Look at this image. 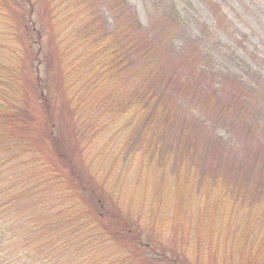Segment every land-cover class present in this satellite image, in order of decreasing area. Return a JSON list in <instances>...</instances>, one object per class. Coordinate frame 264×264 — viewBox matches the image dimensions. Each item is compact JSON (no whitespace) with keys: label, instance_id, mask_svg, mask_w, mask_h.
I'll return each mask as SVG.
<instances>
[{"label":"trees","instance_id":"trees-1","mask_svg":"<svg viewBox=\"0 0 264 264\" xmlns=\"http://www.w3.org/2000/svg\"><path fill=\"white\" fill-rule=\"evenodd\" d=\"M107 1L116 14L125 5L123 0ZM94 3L0 0V42L6 44L0 46V264H144L128 254L131 249L142 250L137 230L106 208V199L77 175L80 158L73 165L75 153L67 149L73 145V136L56 134L52 120L55 102L65 101L69 78L109 81L112 70L115 83L128 84L123 78L126 71L130 81L139 79L133 93L130 86L129 90L138 96L144 92L148 98L145 103L135 96L133 105L137 114L149 110L148 117L154 116V120L149 118L151 123L166 126L173 120L181 124L188 110L195 111L194 117L204 114L206 124L211 125L206 126V134L198 133L197 140L201 148L212 140L211 152L218 156L208 178L212 185L207 187L216 191L225 187L230 193L229 209L213 199L208 205L204 202V210L227 226L232 247L242 244L236 254L244 255L247 264H264V147L250 144L255 135H264L260 88L240 77L229 81L226 75L220 80L198 59L187 58L185 54L192 49L184 47L175 59L173 36L157 33L159 40L151 42L149 31L138 32L142 28L137 17L117 14V28H111L106 17L95 12ZM81 25L88 32H77L72 39L70 49L75 47L76 53L71 56L63 43L69 28L77 30ZM48 57L57 72L48 69ZM51 73L58 79L55 91L47 83ZM210 87L211 100L201 107L198 100L206 97ZM71 108L68 111L76 109ZM219 126L231 134L222 137ZM196 150L197 146L192 151L200 163L202 151ZM180 154L189 156L182 150ZM41 155L49 160L39 159ZM52 167L57 169L56 176L49 172ZM190 182L176 188L185 204ZM85 190L91 193L88 198ZM242 214L245 217L237 219ZM227 216L232 219L230 225L222 222ZM13 220L17 226L10 223ZM123 229L128 237L108 238L124 236Z\"/></svg>","mask_w":264,"mask_h":264},{"label":"rangeland","instance_id":"rangeland-1","mask_svg":"<svg viewBox=\"0 0 264 264\" xmlns=\"http://www.w3.org/2000/svg\"><path fill=\"white\" fill-rule=\"evenodd\" d=\"M93 1L96 2L93 4L95 12L106 17L111 28H117L114 21L118 15L137 17L135 20L142 28L138 32L149 31L151 42L159 40L157 33L173 36L175 59L184 47L192 49L185 54L187 58L198 59L212 73L221 76L220 80L226 75L230 76L229 81L240 77L244 83L260 88L264 97V0H123L125 5L118 15L110 11L107 0ZM39 9L42 12V8ZM85 26L77 30L69 28V36L66 34L63 46L71 56L76 52L69 44L77 32H88ZM53 34L48 33L50 37ZM47 41L51 48L53 41L50 38ZM3 43L0 42L1 47L6 45ZM193 49L196 52L192 55ZM106 60L113 65L112 57ZM46 65L49 70L58 71L51 57L47 58ZM128 72L123 78L129 85L115 83L111 77L103 82L90 77L81 81L69 78L65 84V101L55 102L57 105L53 106L55 133L68 136L69 132L73 136V145H67V149L75 153L73 165H77L80 158L77 175L106 199V208L137 230L135 235L142 246L138 252L140 257L136 248L128 254L138 261L144 264H247L244 255L236 254L242 244L232 247L227 226L204 210V202L208 205L213 199L224 210L230 208V193L225 187L217 191L215 187H207L213 181L208 178L218 156L211 152L212 140L207 141V148H201L197 139L198 133L206 134V126L211 124H206L204 114L194 117V110L184 113L182 125L173 120L166 126L151 123L149 118L154 120V116L148 117L149 110L136 113L133 99L136 96V100L146 103L148 95L132 94L139 79L130 81ZM47 83L51 91H55L57 76L51 73ZM215 87L221 88L220 85ZM209 91L213 88H209L206 97L199 98L201 107L211 100ZM72 105L76 109L68 111ZM218 133L222 137L231 134L225 126H219ZM250 144L264 147V135H255ZM196 146V152L202 151L198 156H204L200 163L192 151ZM181 150L189 156L184 158ZM39 159L49 160L44 155ZM56 170L51 168V176L57 175ZM190 180L193 182L184 192L185 204L181 190L176 188ZM219 182L225 184L222 178ZM83 194L86 198L91 195L89 190ZM222 219L223 223L231 224L229 216ZM10 223L17 226V220ZM126 232L123 229L124 236L108 238L122 240L128 237ZM224 249L230 252L223 253Z\"/></svg>","mask_w":264,"mask_h":264}]
</instances>
